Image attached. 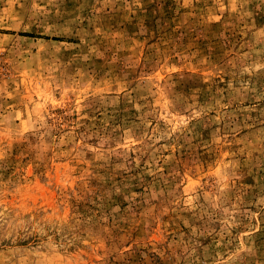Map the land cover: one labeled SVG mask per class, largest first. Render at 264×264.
<instances>
[{
  "label": "rangeland",
  "instance_id": "obj_1",
  "mask_svg": "<svg viewBox=\"0 0 264 264\" xmlns=\"http://www.w3.org/2000/svg\"><path fill=\"white\" fill-rule=\"evenodd\" d=\"M0 264H264V0H0Z\"/></svg>",
  "mask_w": 264,
  "mask_h": 264
}]
</instances>
